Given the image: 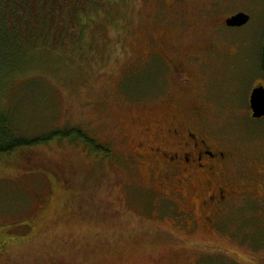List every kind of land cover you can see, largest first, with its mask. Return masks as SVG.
<instances>
[{
  "label": "rangeland",
  "instance_id": "1",
  "mask_svg": "<svg viewBox=\"0 0 264 264\" xmlns=\"http://www.w3.org/2000/svg\"><path fill=\"white\" fill-rule=\"evenodd\" d=\"M119 1L111 0L114 18L111 14L112 22L97 29L92 48L85 44L78 49L79 57L72 56L69 75L62 69L59 75L63 72L65 79L46 77L52 91L48 109L30 104L29 92L36 98L33 82L21 87L22 81L40 75L30 68L40 66L32 56L23 64L27 75L15 79L8 92L14 102L9 112L17 116L13 126L21 135L79 126L109 152H96L80 139L57 138L0 158V264H264V227L240 230L232 246L237 254L227 253L223 245L214 252L200 243L208 238L199 228L179 235L170 217L174 203L158 193L170 196L169 180L159 176L150 161L133 158L136 141L146 136L143 128L179 105L169 101L176 92L172 78H185L167 70L161 74L160 67L150 65L152 42L178 56L191 53L193 43L189 32H179V22L170 21L172 16L156 22L155 0ZM163 3L171 9L175 1ZM256 5L261 10L248 24L229 32L242 41L240 55L250 53L253 60L262 41L264 1L232 2L233 10ZM184 7L189 10V0ZM92 34L93 28L83 36L89 39ZM229 68L212 70L221 78L216 94L231 99L234 104L229 105L242 113H219L221 119H210V133L215 130L221 142L246 151L263 149L264 115L257 119L245 113L251 87L245 68ZM185 72L191 74L193 68L186 65ZM157 82L159 92L167 90L155 101L150 92ZM253 204L246 206L245 214H253L257 222L261 207Z\"/></svg>",
  "mask_w": 264,
  "mask_h": 264
},
{
  "label": "flooded vegetation",
  "instance_id": "2",
  "mask_svg": "<svg viewBox=\"0 0 264 264\" xmlns=\"http://www.w3.org/2000/svg\"><path fill=\"white\" fill-rule=\"evenodd\" d=\"M155 1L159 13L156 22L172 16L170 21L179 22V32H189L192 36L193 44L190 45L193 51L180 52L178 56L174 52L167 53L162 46L158 47L155 41L152 42L149 63L152 59L154 61L150 65L160 67L161 74L167 70L173 76L178 74L177 78L181 75L185 78H172L176 92L169 101L174 106L179 105L170 114L143 128L146 136L136 141L133 158L136 157V161H150L154 171L157 169L159 176L169 180L170 196L161 191L158 193L164 200L174 203L175 210L170 211V217L179 235H190L199 228L205 231L208 238L200 243L215 248L214 252L223 245L227 253L237 254L238 250L232 246L239 241L236 235L240 230L244 232L246 227H264V146L263 149L255 146L246 151L238 144L222 143L215 130V133H210V119L219 113H242L235 110L231 99L224 100L217 96L215 84L218 80L221 83V78L212 70L215 67L245 68L244 76L251 84L245 98L248 106L245 113L250 116L251 90L260 85L264 87L260 61L264 26L256 60L251 58L250 53L240 55L242 41L235 35L230 36L229 32L248 24L251 15L261 9L256 5L233 10V0H189V10L184 7L186 0H174L175 4L167 9L163 0ZM237 13H244L248 20L237 26L227 24L226 20ZM186 65L193 68V73L185 72ZM194 81L196 85H193ZM159 85L157 82L156 88L150 92L155 101L167 90L159 92ZM229 103H233V106ZM225 113L224 116L227 115ZM218 118L222 117L219 115ZM209 133L214 135L213 138ZM246 157L252 162L245 160ZM252 201L261 207L257 222L253 214H245L246 206L254 205Z\"/></svg>",
  "mask_w": 264,
  "mask_h": 264
},
{
  "label": "trees",
  "instance_id": "3",
  "mask_svg": "<svg viewBox=\"0 0 264 264\" xmlns=\"http://www.w3.org/2000/svg\"><path fill=\"white\" fill-rule=\"evenodd\" d=\"M110 2L111 0H0V158L57 138L80 139L96 152H109L108 147L98 145L79 126L68 125L33 137L21 135L16 125L13 126L12 119L17 116H13L14 111L9 112L14 107V102H10L8 92L15 79H21L29 72L23 64L32 56L40 66L30 68L38 69L34 71L40 75H34L29 81H22L21 87L25 82H33L31 85L34 84L36 98H33L34 93L29 92L30 104L40 103L41 109H48L46 102L49 94L50 97L52 94L48 90L50 84L47 78L65 79L64 73L67 76L69 70L73 69H68V65L74 62L72 56L75 53L80 56L78 49L85 44L92 48L98 37L97 29L105 28L106 22H112L110 10L113 3ZM119 2L120 5L123 4V0ZM98 10V14L95 13ZM91 28L94 29V34L88 39L83 34ZM49 63L51 67H48ZM62 69L64 73L59 75ZM37 82L41 83L39 87L35 85ZM25 86L28 88L27 84Z\"/></svg>",
  "mask_w": 264,
  "mask_h": 264
},
{
  "label": "water",
  "instance_id": "4",
  "mask_svg": "<svg viewBox=\"0 0 264 264\" xmlns=\"http://www.w3.org/2000/svg\"><path fill=\"white\" fill-rule=\"evenodd\" d=\"M248 20L247 15L244 13H237L226 20V23L231 26H237L245 23ZM264 39V34H263ZM261 68L262 72H264V42L261 47ZM249 105L251 109V115L253 118H262L264 115V87L258 86L251 90L250 98H249Z\"/></svg>",
  "mask_w": 264,
  "mask_h": 264
}]
</instances>
